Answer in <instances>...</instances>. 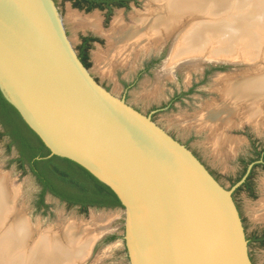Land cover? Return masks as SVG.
Segmentation results:
<instances>
[{"label": "water", "instance_id": "obj_1", "mask_svg": "<svg viewBox=\"0 0 264 264\" xmlns=\"http://www.w3.org/2000/svg\"><path fill=\"white\" fill-rule=\"evenodd\" d=\"M51 0H0V92L49 156L80 165L124 212L129 264H251L233 191L98 84ZM212 174H210V173Z\"/></svg>", "mask_w": 264, "mask_h": 264}, {"label": "rangeland", "instance_id": "obj_2", "mask_svg": "<svg viewBox=\"0 0 264 264\" xmlns=\"http://www.w3.org/2000/svg\"><path fill=\"white\" fill-rule=\"evenodd\" d=\"M55 1L74 47L78 45L79 37L83 35H91L100 40L89 51V73L97 80L98 84L107 88L112 95L118 98L123 95L125 85H130L127 89L126 102L140 110L141 113L145 114L151 110L163 108L174 92L185 91L192 84H197L188 97L176 102L172 107L154 114L153 120L175 140L194 153L207 170L221 181L224 188L231 189L239 182L244 172V163H248L253 157L252 145L257 148L264 147V100L255 105V108L254 105L247 104L241 107H234V105L231 107L232 104L226 105V102L223 101L224 96L221 94L222 88L219 87V79L237 78L243 74L251 76L253 73H259V71H255L257 68L263 69L262 73H264V57L247 61L235 58V54L225 55V57L219 52L206 56L202 54L199 56L202 58L194 57V61L200 62L197 63L198 67L194 68L185 65L190 58L183 59L188 56L184 55L179 59L174 58L173 63L169 66L171 72L165 78L160 79L162 74L158 75L157 72L163 68L164 64H167L168 57L173 56V36L171 41L166 40L168 42L159 43L162 46L152 44L149 37L152 32L149 19L162 9L161 5L147 7V0H137V7L131 8L128 12L114 11L109 21L103 24L101 13L94 11L84 14L70 10L68 4L62 0ZM151 2L157 3L155 0ZM231 5L239 6L236 8L242 12L237 14V17L242 18L253 15L255 12L250 9L258 7L257 16L259 18L249 24L250 27L246 33L238 34L240 39L233 37L230 43L235 47V43L243 40L246 44L250 38L256 35L262 46L264 42V0H229L225 7L229 8ZM246 10L250 12L247 13ZM223 11L227 12V10ZM200 13L203 17L200 19L201 22L205 21L204 13L194 12L195 15ZM70 14L74 15L75 19L70 17ZM135 14H141L142 17L139 19H147L146 23L149 25L142 24L143 20L135 22L133 19ZM144 14L148 15L144 16ZM94 15H97L99 19V30L81 23L82 19ZM195 15L196 19L194 20L200 21ZM115 18L120 19L125 30L131 29L129 32L131 34L128 33L126 39L115 45L113 51L108 52L110 46L105 34L111 29ZM137 23L141 24L138 26ZM138 27L140 29L137 30ZM218 41L219 39H216V44H219ZM96 52L103 54L104 63L95 61L94 53ZM111 52L113 53L111 54ZM152 55L159 57L156 66L149 73L141 74L137 78L143 63ZM174 67L177 69L172 74ZM204 70L208 74H205V80L200 82ZM228 109L229 113L226 111ZM215 110L221 111L217 113ZM251 112L257 113L256 118L259 123L252 121ZM212 113L218 115L215 116L216 120L209 117ZM200 120L202 123H199ZM1 132L0 128V134ZM6 144L7 140L0 138V175H6L9 187L17 192L16 208L33 226L34 234H36L34 241L41 234L58 233L68 223L74 222L95 235L86 259L73 264H129L123 238V209L92 208L83 213L77 207H68L50 195H45L44 204L47 208L39 210L37 198L40 187L31 174H21L16 169V165L10 163L16 158V153L12 150L7 154ZM252 189L253 197H248L243 190L234 195L244 220L245 234L248 238L255 230L264 231V203H262L264 199V168L258 167L254 170ZM248 250L254 264H264V249L250 245Z\"/></svg>", "mask_w": 264, "mask_h": 264}, {"label": "bare ground", "instance_id": "obj_3", "mask_svg": "<svg viewBox=\"0 0 264 264\" xmlns=\"http://www.w3.org/2000/svg\"><path fill=\"white\" fill-rule=\"evenodd\" d=\"M155 1H157L155 4L161 5L162 9L152 19L150 24L152 32L149 37L150 40L158 44L170 40L173 36V56H171V59L184 55L193 58L202 54L206 56L217 52L222 53L223 57L235 54V58L247 61L264 57V42L261 46L256 35L250 38V41L246 44L243 40L235 43V47L234 44L230 43L233 37L240 39L238 34L246 33L250 27L249 24L258 20V7L257 9H250L251 11L254 10L253 15L242 18L237 17V14L242 12L237 9L239 6H236L237 8L232 5L229 8L225 7L229 0ZM221 6L225 8L222 9ZM223 10H227V12ZM195 11L204 13L205 21L201 22L202 14L195 15ZM245 12L249 13L250 11L246 10ZM194 15L200 21L194 20L196 19ZM69 16L74 17L72 14ZM137 16L134 20L140 22L141 20L139 21ZM81 23H85L96 30L100 28L97 15L82 19ZM145 23L144 25L147 26ZM137 24L139 26L141 23ZM138 29L140 28L138 27ZM130 30H125L120 19L115 18L111 24V29L105 34L110 46L107 51H113L115 45L128 37ZM216 39H219V44H216ZM102 55L97 52L94 53L95 61L98 63L103 62L105 57H102ZM262 70L257 68L255 71H259V73H253L251 76L242 73L243 76H237V78L219 79V87L222 88L221 94L224 96L223 101L226 102V105L232 104L231 107L233 105L237 107L247 104L254 105L255 108V105L260 104V101L264 100V73H262ZM224 109L226 108L224 107ZM226 111L230 112L229 109ZM257 113L251 112V118L255 117ZM215 116L216 114L212 113L210 117ZM8 182L6 175H0V264H73L74 262L84 261L90 253L95 233H91V231L73 222L68 223L58 233L41 234L34 241V235H36L34 234V228L28 219L23 217L21 211L16 208L17 192L9 187ZM262 203H264V199Z\"/></svg>", "mask_w": 264, "mask_h": 264}, {"label": "trees", "instance_id": "obj_4", "mask_svg": "<svg viewBox=\"0 0 264 264\" xmlns=\"http://www.w3.org/2000/svg\"><path fill=\"white\" fill-rule=\"evenodd\" d=\"M84 67L88 69L89 65ZM0 128V138L7 140L6 153L12 150L16 153V158L10 163L15 164L21 174H31L40 187L37 198L39 210L47 208L45 195L68 207H77L83 213L92 208L123 209L115 193L86 169L71 160L49 156V150L1 92Z\"/></svg>", "mask_w": 264, "mask_h": 264}, {"label": "flooded vegetation", "instance_id": "obj_5", "mask_svg": "<svg viewBox=\"0 0 264 264\" xmlns=\"http://www.w3.org/2000/svg\"><path fill=\"white\" fill-rule=\"evenodd\" d=\"M51 1H52V3L54 2V0H51ZM62 1L64 3H67L68 4V8L70 10H76L78 12H83L84 14H88V13H91V12H94V11H96L98 13H101L102 16H103V22H102L103 24H106L109 21V19L111 18V16H112V14H113L114 11L122 10L123 12H128V11H130L131 8H135V7L138 6L137 0H62ZM151 1L152 0H147V2H148V4L146 5L147 7L152 6V5L153 6H157V4H155L154 2H151ZM140 15L141 14H135V16H133V19L136 16L139 19V17H142ZM147 15L148 14H144V16H147ZM153 17H156V14H154V16H152L149 19V23H150V21L152 23ZM142 19H139V21L142 20ZM134 21L136 22V20H134ZM145 21L146 20L143 19V23L142 24H144ZM145 24H148V23H145ZM90 39H93V41H90ZM99 41L100 40L97 37H94V36H91V35H85V36L83 35V36H80L79 37V43L74 48V50H75L76 55H77L78 59L80 60V62H81V59H84L83 62H81L83 64V66L85 64H88L89 65V51L92 48V46H94ZM150 41L152 42V44H154L156 46H162L161 45L162 43L161 44H159V43L156 44L152 40H150ZM168 41H171V39L168 40ZM168 41H166V42H168ZM186 57H184V59L190 58V57H187V58ZM196 58H202V57H196ZM173 59L174 58L171 59L170 56H169L168 59L166 60L167 61L166 62L167 64H164L165 66L163 65V68H160V71L157 72L158 75L159 74H162V77L160 79L165 78L168 75V73L171 72V68L169 69V66H170V64L173 63L172 62ZM176 59H179V58H176ZM193 59H194V57L188 59V61L185 63V65H187L189 67L195 65V66H193L194 68L198 67V64L197 63H200V62L194 61ZM158 60H159V57L158 56H153V55L150 56L147 60H145V62L143 63V66L141 67L140 71L137 74V78L141 74H147V73H149L152 70V68H154L156 66ZM168 62H170V63H168ZM176 69L177 68H175V67L172 68V74H174V71H176ZM205 74H208V73H206L205 70H204L203 73H202V77H201L200 82H202V81L205 80V76H206ZM93 79L97 82V80L94 77H93ZM196 86H197V84H192L185 91L174 92L173 95L171 96V98L168 99V101L166 102V104H164V107L163 108H157V109H154V110L149 111L148 113H145V114L142 113V114L145 115V116H149L151 118V120L154 121L153 120L154 119V114H156V113H158V112H160V111H162V110H164V109H166L168 107H172L176 102H179L183 98L188 97L189 94H191L193 92V90H194V88ZM102 87L108 91L107 88H105L104 86H102ZM129 87H130V85H125V87L123 89V95L119 97L120 99H123L125 101V103H127L126 102V96H127V89ZM134 109H136V108H134ZM136 110L140 112V110H138V109H136ZM216 117H213L214 119L213 118L212 119L213 120H216ZM256 117L257 116L255 115V117L252 118V121L259 123V120ZM200 122L202 123V120H200L199 123ZM196 123H198V121H196ZM251 148H252V152H253V157L251 158V160L248 163L247 162L244 163V172H243V174H242V176H241V178L239 180V182L241 181V184L233 191V194H232L233 200L235 202L236 208H237L238 213H239V216L241 218V222H242L243 228H244V220H243L242 215L240 213L239 206H238V204L236 203V201L234 199V195L237 192H239L240 190H243L244 193L248 197H253L252 177H253L254 170L256 168H258V167L264 168V147L257 148L256 146L252 145ZM193 155L196 157V155L194 153H193ZM238 188H241V189L238 190ZM244 232H245V229H244ZM245 238H246V241H247V248H249L250 245H254L258 249H264V231H257V230H255V231H253L251 233V236L249 238L245 234ZM248 256H249V260H250L251 264H254V261H253V259L251 257V254L249 252H248Z\"/></svg>", "mask_w": 264, "mask_h": 264}]
</instances>
